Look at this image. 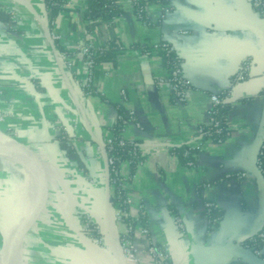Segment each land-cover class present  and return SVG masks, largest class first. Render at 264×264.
Listing matches in <instances>:
<instances>
[{"label":"crops","instance_id":"1","mask_svg":"<svg viewBox=\"0 0 264 264\" xmlns=\"http://www.w3.org/2000/svg\"><path fill=\"white\" fill-rule=\"evenodd\" d=\"M63 1L71 18L61 14L50 28L44 0H0L13 19L0 22V136L29 145L48 179L49 199L26 240L29 258L35 264H154L147 253L154 244L169 264H247L206 249L244 244L264 228V165L257 167L264 147V14L254 0H167V13L142 0L153 20L147 26L132 0H118L119 17L86 31L88 0ZM88 39L124 47L94 69L89 92L80 51ZM163 45L174 49L188 82L179 103L168 84L158 83L167 75L155 50ZM243 62L248 76L226 103L229 134L181 161L170 147L193 143L198 127L207 125L211 95L230 89ZM119 109L134 115L120 136L137 143L143 157L137 167L122 162L120 172L131 179L127 195L143 207L149 231L133 239L129 256L121 244L127 227L106 206L107 167L96 145L112 132ZM61 135L79 161L61 150ZM8 171L0 168V249L23 207L19 174L12 179ZM204 202L221 214L211 230ZM260 256L264 260V244Z\"/></svg>","mask_w":264,"mask_h":264},{"label":"built area","instance_id":"2","mask_svg":"<svg viewBox=\"0 0 264 264\" xmlns=\"http://www.w3.org/2000/svg\"><path fill=\"white\" fill-rule=\"evenodd\" d=\"M132 3L136 18L144 25H152L153 20H151V18L147 15V12L145 13V10H143V8L141 7L139 0H132ZM253 5L260 11V13L264 14L263 1L254 0ZM168 11L169 7L164 6L163 13H167ZM103 46L104 43H95L88 39L80 47L81 54L84 57V65L88 71V77L84 84V88L87 92L91 90L90 88L92 82V73L94 69L95 54H97L99 51H103ZM118 46V51H122L124 49L123 46ZM155 50H160V47L155 48ZM164 50L167 53L174 51V49L170 46H165ZM67 66L69 67L70 63H67ZM249 68V63L243 62L239 71L235 74L233 80L231 81L230 89L219 94L211 95V107L208 111L207 122V125L209 127L207 129H205V126L198 127L193 143L186 146L187 149L184 151L183 156H188L191 151H198L206 141L220 143L229 134V127L227 125V122H221V119L217 116V109L219 106L227 103L230 100L231 88L246 80L249 73ZM158 83L168 84L173 97V101L175 103L184 101L186 92L185 90L188 87V82L182 76L180 64L172 65L165 79H160ZM1 119L2 117H0V120ZM117 120H121L122 123L126 125L127 123L134 120V115L132 112L128 114L117 115ZM115 141H117V144L119 146H129L126 147L127 154L129 155L128 160H122L120 157H114L110 154V152L113 151V145ZM96 145L97 150L100 156L105 160L107 167L106 206H113L115 208L116 217L119 221L125 223L127 227L126 231L121 236V244L126 255L129 256L133 251V239L140 235L147 236L149 231L142 225L143 207L140 205L135 208L132 200L127 195V189L129 187V182L131 179L122 176L120 172V164L124 161H127L133 167H137L143 164V157L141 156L140 148L137 143L125 142V140L121 136L117 138V136H115L113 132H110L102 141H97ZM178 148L179 147L171 146L170 150L173 153V151ZM263 149L264 147L261 148L257 157V167L259 168V170H262L264 165L261 159L264 155ZM112 199L115 200L114 203L111 202ZM214 208L215 206L212 203L204 202L203 211L207 220L209 212ZM173 224L181 231L184 229L183 221L178 216H175L173 218ZM248 241L253 244H256L258 242L264 244V228L258 234L251 236ZM254 252L257 255H260V252ZM147 253L153 260L154 264H163V261L167 259V256L164 254L162 248L157 247L154 244L148 247Z\"/></svg>","mask_w":264,"mask_h":264},{"label":"trees","instance_id":"3","mask_svg":"<svg viewBox=\"0 0 264 264\" xmlns=\"http://www.w3.org/2000/svg\"><path fill=\"white\" fill-rule=\"evenodd\" d=\"M152 1L160 4L161 6L167 4V0H152ZM44 3L47 14V20L49 22L50 28H52V24L61 14H65L68 18H71L72 11L65 8L63 0H44ZM139 3L146 13V3L142 0H139ZM120 15H121V8L118 0H88L87 8L82 13V19L86 23V31H91L94 30L97 25L101 23H110ZM0 22L7 23L9 25L13 24L11 13L9 11H6L1 4H0ZM118 47L119 46L117 44L104 43L103 51H99L97 54H95L94 69L100 63L106 61H114L116 52H119ZM164 49H165L164 45L160 46L159 52L162 56L164 66L168 73L172 65L180 64V59L178 55L175 53V51L167 53ZM142 51L148 52L149 48L144 47ZM217 111H218L217 116L218 118L221 119V122L222 123L226 122L227 104L225 103L219 106ZM118 115H123V112L120 111V109L118 110ZM204 126L205 129L209 127L208 125H204ZM123 127H125V125L122 123V121L117 120L116 123L111 128L112 129L111 131L118 138L120 136V132ZM57 141L61 150L65 152L67 158L74 161L80 160L77 152L75 151L74 147L67 141V137L65 135L64 136L61 135L57 137ZM126 147L129 146L128 145H126L125 147L119 146L117 144V141H115L113 145V151H111L110 154L114 157H120L122 160H128L129 155L127 154ZM186 149H187L186 146L183 147L182 149H175L173 153L177 155L181 161L187 162L188 160L192 159V155L194 151H191L190 154L185 157L183 156V153ZM261 159L264 164V155L262 156ZM111 202L114 203L115 200L112 199ZM220 215H221L220 212L216 208L212 209L209 212L208 215L209 230H211L217 225V222L220 219ZM243 245L251 248L253 251H258V252H260L263 246L262 243L258 242L256 244H253L248 240ZM163 264H169L167 259L163 261Z\"/></svg>","mask_w":264,"mask_h":264},{"label":"water","instance_id":"4","mask_svg":"<svg viewBox=\"0 0 264 264\" xmlns=\"http://www.w3.org/2000/svg\"><path fill=\"white\" fill-rule=\"evenodd\" d=\"M2 152H13L21 154L29 160V164L33 166V169L35 171L37 180L36 198L29 212L24 215V220H26V222L19 228V235L22 237V242H24V240L26 242L29 233L32 231L35 224L41 218L43 210L49 199L48 179L46 175L45 166L39 159L35 151L29 145L18 140L0 138V157ZM14 225L15 222L9 228L8 234L6 235L4 242L1 246L0 264H7L9 250L13 238V235L11 234V236L10 232L12 231ZM22 244L23 243H21V245ZM206 252L210 256L215 258H238L242 259L247 264H264V260L261 258L260 255H257L251 248L244 246L242 243L214 245L212 247L207 248Z\"/></svg>","mask_w":264,"mask_h":264},{"label":"bare ground","instance_id":"5","mask_svg":"<svg viewBox=\"0 0 264 264\" xmlns=\"http://www.w3.org/2000/svg\"><path fill=\"white\" fill-rule=\"evenodd\" d=\"M1 157H3L4 159L10 161L15 165H18L26 177L25 185L27 191L25 193L23 207L20 211L19 216L15 219V225L12 231L10 232V235L12 234L13 238L7 260V264H23L28 258L29 251L27 249V244L25 240L24 242H22L23 241L22 237L19 235V230H20L19 228L26 222V220H24V215H26L29 212L36 198V192H37L36 175L33 166L29 164V160L26 157L22 156L21 154H17L13 152H2ZM21 243L23 244L21 245Z\"/></svg>","mask_w":264,"mask_h":264},{"label":"rangeland","instance_id":"6","mask_svg":"<svg viewBox=\"0 0 264 264\" xmlns=\"http://www.w3.org/2000/svg\"><path fill=\"white\" fill-rule=\"evenodd\" d=\"M0 138H9V139L17 140V139L14 138L13 135H8V134L1 135ZM0 168L5 169V170H9V171H8V173H9V175H10L9 177L12 178V179H13V178L15 177V175H16V174H14L15 172H16L17 174H19L17 180H18L19 184H20L21 187H22V189H21V198H22V201H21V202H22V206H23V204H24L25 193H26V191H27V188H26V185H25V182H26L25 174L22 172L21 168H20L18 165H15V164L11 163L10 161H8V160H6V159H4V158H0ZM5 176H6V175H5ZM16 177H17V176H16ZM24 191H25V192H24ZM84 217L87 218L88 215H87V217H86V214H84ZM14 222H15V220L13 221V223H14ZM13 223H12V224H13ZM7 234H8V230H7V232L5 233L3 239H5V237H6ZM27 249H28V251H29V255H31V253H32V247H31V244H30V243H29V244L27 243ZM26 261H27V262H26ZM26 261H25L24 264H35L34 261H33V259H32V257L29 258V256H28V258L26 259ZM113 262H114V261H113ZM114 263L117 264V261H115Z\"/></svg>","mask_w":264,"mask_h":264}]
</instances>
